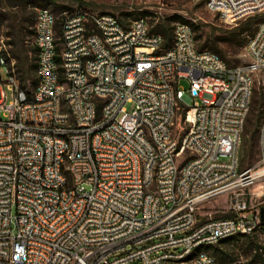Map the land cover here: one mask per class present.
I'll return each mask as SVG.
<instances>
[{
    "label": "built area",
    "instance_id": "obj_1",
    "mask_svg": "<svg viewBox=\"0 0 264 264\" xmlns=\"http://www.w3.org/2000/svg\"><path fill=\"white\" fill-rule=\"evenodd\" d=\"M206 4L228 21L264 16V0ZM34 31L31 92L0 53V264H245L206 248L261 223L249 202L264 116L256 167L241 168L240 147L264 18L243 66L201 51L183 22L170 47L144 18L87 8L60 21L41 8ZM220 197L227 217L201 214Z\"/></svg>",
    "mask_w": 264,
    "mask_h": 264
},
{
    "label": "rangeland",
    "instance_id": "obj_2",
    "mask_svg": "<svg viewBox=\"0 0 264 264\" xmlns=\"http://www.w3.org/2000/svg\"><path fill=\"white\" fill-rule=\"evenodd\" d=\"M41 8L50 9L61 20L65 12L77 8H87L97 13H111L122 23L144 18L151 29L174 28L184 19L196 26L195 37L198 48L218 49L219 55L232 66H243L249 61L246 43L259 21L264 16L256 13L235 21L222 18L207 7L206 0H0V53L7 57L9 67H14L22 87L31 92L34 88L37 52L34 43V29L37 12ZM255 16L253 19H248ZM245 30L240 36L241 29ZM1 80L8 73L5 66L0 68ZM255 89L253 107L249 114L240 147L241 168L256 167L261 160L260 126L264 116V74L254 76ZM182 85L188 87V82ZM7 90V89H6ZM13 93L7 90V103ZM130 112L133 103L126 105ZM0 118H3L0 113ZM260 121V123H258ZM221 159H224L223 157ZM249 202L252 210L261 214L259 228L251 235L239 236L229 242L218 244L221 251L213 255L218 261H241L245 264H264V181L252 188ZM225 197L206 203L201 214H211L214 218L229 215ZM14 232L15 228L13 227ZM211 253L210 251H208ZM212 254V253H211Z\"/></svg>",
    "mask_w": 264,
    "mask_h": 264
},
{
    "label": "trees",
    "instance_id": "obj_3",
    "mask_svg": "<svg viewBox=\"0 0 264 264\" xmlns=\"http://www.w3.org/2000/svg\"><path fill=\"white\" fill-rule=\"evenodd\" d=\"M255 16H252V17H250V18H248V19H253ZM181 21L183 22V23H188L187 21H185L184 19H181ZM36 23V22H35ZM259 23V22H258ZM191 27H192V29H193V31L195 32V29H196V26H194V25H191ZM256 28H257V26H256ZM256 28L254 29V31H253V33L249 36V37H251L253 34H254V32H255V30H256ZM173 29L174 28H170V29H167V28H161V29H158V28H156V29H151V32H153V33H156V34H159V35H161V36H163V38H164V40H165V47H170V45L172 44V40H173ZM239 30L241 29V32L239 33V35L241 36L243 33H244V31L245 30H252L253 29V26H250L248 29H243V28H238ZM34 34H35V31H34ZM196 38V37H195ZM249 39V38H248ZM197 40V39H196ZM248 41V40H247ZM201 51H211V52H214V53H216V54H218L219 55V53H221L218 49H216V48H214V47H211L210 48V50H206L205 49V47H202V48H199ZM35 50H36V48H35ZM35 69H36V63H35ZM34 84L36 85V79L34 80ZM34 85V86H35ZM21 87H22V85H21ZM23 89H24V87H22ZM253 98H254V96H253ZM252 107H253V99H252V103H251V108H250V112H251V110H252ZM250 112H249V114H250ZM249 117V116H248ZM247 121H248V118H247ZM247 121H246V123H247ZM258 123H260V121H258ZM245 127H246V125H245ZM259 132H260V129H259ZM240 165H241V158H240ZM227 217V216H226ZM236 237H233V238H228V239H226V240H223L222 242H220V243H223V242H229V241H231V240H233V239H235ZM208 251H210L211 253H212V255H217L218 254V252L219 251H221V249L220 248H218V245H215V246H210V247H207L206 248Z\"/></svg>",
    "mask_w": 264,
    "mask_h": 264
},
{
    "label": "water",
    "instance_id": "obj_4",
    "mask_svg": "<svg viewBox=\"0 0 264 264\" xmlns=\"http://www.w3.org/2000/svg\"><path fill=\"white\" fill-rule=\"evenodd\" d=\"M264 219V214L262 213V220Z\"/></svg>",
    "mask_w": 264,
    "mask_h": 264
}]
</instances>
